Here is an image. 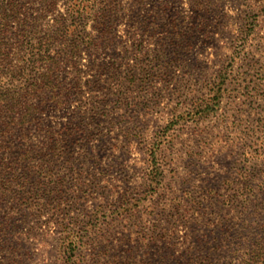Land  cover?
<instances>
[{
	"label": "rangeland",
	"instance_id": "obj_1",
	"mask_svg": "<svg viewBox=\"0 0 264 264\" xmlns=\"http://www.w3.org/2000/svg\"><path fill=\"white\" fill-rule=\"evenodd\" d=\"M86 23L61 105L0 150L33 149L0 184V264H264V0H118L103 44Z\"/></svg>",
	"mask_w": 264,
	"mask_h": 264
},
{
	"label": "trees",
	"instance_id": "obj_2",
	"mask_svg": "<svg viewBox=\"0 0 264 264\" xmlns=\"http://www.w3.org/2000/svg\"><path fill=\"white\" fill-rule=\"evenodd\" d=\"M59 1L0 0V150L9 149L3 145L14 130L22 138L26 137V125L36 119L42 107L61 105L64 96H60L56 71L61 58L73 60L83 46L94 44V36L86 30V21L91 18L96 24L102 44L108 39L118 0H64L63 11L58 9ZM13 33H17L20 45L26 47L28 57H24L21 64L12 63L8 56ZM65 132L63 129L45 132L41 149L47 152L49 162H55L54 157L61 155ZM32 154L30 147L22 148L14 165L2 158L0 184L10 185V172L19 166L26 168ZM151 156L153 158L154 152ZM15 180V185H24L26 181ZM77 235L88 239L79 231L68 230L60 245L63 253H73ZM67 260L70 262L71 257Z\"/></svg>",
	"mask_w": 264,
	"mask_h": 264
}]
</instances>
